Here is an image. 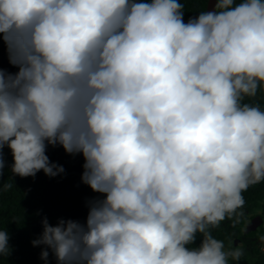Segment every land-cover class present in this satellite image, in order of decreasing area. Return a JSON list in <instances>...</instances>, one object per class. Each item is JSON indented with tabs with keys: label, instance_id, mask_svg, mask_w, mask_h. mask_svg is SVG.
Wrapping results in <instances>:
<instances>
[{
	"label": "clouds",
	"instance_id": "obj_1",
	"mask_svg": "<svg viewBox=\"0 0 264 264\" xmlns=\"http://www.w3.org/2000/svg\"><path fill=\"white\" fill-rule=\"evenodd\" d=\"M184 15L181 0H0V181L5 148L12 175L34 178L64 172L46 154L59 146L98 194L83 222L42 218L45 264L244 255L211 229L264 182V108L246 102L264 94V0ZM11 251L0 228V260Z\"/></svg>",
	"mask_w": 264,
	"mask_h": 264
},
{
	"label": "trees",
	"instance_id": "obj_2",
	"mask_svg": "<svg viewBox=\"0 0 264 264\" xmlns=\"http://www.w3.org/2000/svg\"><path fill=\"white\" fill-rule=\"evenodd\" d=\"M181 3L184 4V19L187 22L190 16L207 10L209 0H181ZM2 64L5 69L15 71L8 64L6 52L2 55ZM246 102L259 104L264 108V94L258 93L256 98ZM46 154L53 163L64 168L63 173L49 177L40 171L34 178H21L12 175V155L9 149H4L6 167L0 185L11 184L12 187L0 192V228L8 231L12 251L10 256L0 260V264H45L40 258L45 246L34 247L31 243L42 234V218L46 216L53 225L60 218L83 222L88 210L86 201L98 195L81 180L84 162L82 156L66 154L59 146L49 147ZM242 195L245 205L238 211H242L244 215L238 220L233 217V220H237L234 226L233 220L226 219L218 228L211 229L212 235L224 242L225 250L236 247L244 250L238 264H264V243L260 240L264 236V182L250 186ZM257 210L261 211V215L253 219L259 222L258 232L256 235L247 234L246 228L251 215ZM200 242L201 237L198 235L195 244L190 247H197ZM49 264H56L51 252ZM230 264L237 262L230 260Z\"/></svg>",
	"mask_w": 264,
	"mask_h": 264
},
{
	"label": "rangeland",
	"instance_id": "obj_3",
	"mask_svg": "<svg viewBox=\"0 0 264 264\" xmlns=\"http://www.w3.org/2000/svg\"><path fill=\"white\" fill-rule=\"evenodd\" d=\"M259 215H261V211H259V210H257L254 214L251 215V220L249 221V225L246 228L247 234L248 233H252L253 235L257 234L258 226H260V225H258L259 224L258 220H256V219L254 220L253 217H257ZM263 248H264V246H263Z\"/></svg>",
	"mask_w": 264,
	"mask_h": 264
},
{
	"label": "water",
	"instance_id": "obj_4",
	"mask_svg": "<svg viewBox=\"0 0 264 264\" xmlns=\"http://www.w3.org/2000/svg\"><path fill=\"white\" fill-rule=\"evenodd\" d=\"M208 7H209V4H208ZM208 9V8H207Z\"/></svg>",
	"mask_w": 264,
	"mask_h": 264
}]
</instances>
